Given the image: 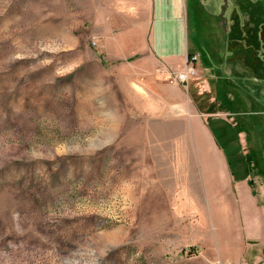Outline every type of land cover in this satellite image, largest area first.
<instances>
[{"label": "rangeland", "instance_id": "obj_1", "mask_svg": "<svg viewBox=\"0 0 264 264\" xmlns=\"http://www.w3.org/2000/svg\"><path fill=\"white\" fill-rule=\"evenodd\" d=\"M90 2L0 0V264H264V244L250 246L198 181L192 92L160 104L154 90L155 109L139 110L137 79L107 69L92 44ZM201 12L190 11L191 52L213 20L208 32H244L261 51L264 0H202ZM175 73L157 78L172 85ZM215 132L245 178L241 142ZM250 163L260 212L264 176Z\"/></svg>", "mask_w": 264, "mask_h": 264}, {"label": "crops", "instance_id": "obj_2", "mask_svg": "<svg viewBox=\"0 0 264 264\" xmlns=\"http://www.w3.org/2000/svg\"><path fill=\"white\" fill-rule=\"evenodd\" d=\"M201 3L202 0H92L89 11L94 13L92 20L98 32L93 42L112 67L107 69L124 78L137 79L139 85L135 84L133 91L141 98L138 108L143 113L155 109L154 90L163 92L160 104L171 102L172 97L183 94V89L192 92L199 111L193 123L198 181L203 182L207 202L217 204L218 213H225L226 219L232 214L249 238V245L257 246V242L264 244V209L259 212L253 207L254 194L248 178L254 167L250 162L257 163L256 170L264 176V150L260 147L264 140V30L260 35L261 51L251 52L248 34L242 32L241 42H235L228 32L219 37L208 32L214 31L217 22L207 21V34L201 42L204 51L191 52L190 11L195 19L202 13ZM194 55L198 56L194 67L199 77L192 80V85L190 81L188 86H164L157 78L183 71ZM201 61L203 69L196 66ZM221 114L227 120L215 119ZM212 124L223 131L226 140L241 142L237 154L241 155L240 169L249 173L245 178L235 177L217 142V127ZM246 147L248 150L243 151ZM246 155L252 158L247 161ZM227 201L235 205L229 208ZM236 226L231 222L225 228L234 232Z\"/></svg>", "mask_w": 264, "mask_h": 264}, {"label": "built area", "instance_id": "obj_3", "mask_svg": "<svg viewBox=\"0 0 264 264\" xmlns=\"http://www.w3.org/2000/svg\"><path fill=\"white\" fill-rule=\"evenodd\" d=\"M94 46H96V42H92ZM198 61V56L194 55L189 57L188 59V66L183 72L175 73L170 81L172 84H181L183 86H188L190 80L197 75V71L195 70L194 64ZM193 65L191 68L190 65Z\"/></svg>", "mask_w": 264, "mask_h": 264}]
</instances>
